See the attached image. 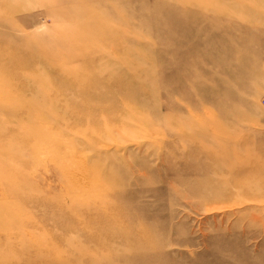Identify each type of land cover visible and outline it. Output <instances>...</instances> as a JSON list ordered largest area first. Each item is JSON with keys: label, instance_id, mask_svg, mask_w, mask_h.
I'll list each match as a JSON object with an SVG mask.
<instances>
[{"label": "rangeland", "instance_id": "rangeland-1", "mask_svg": "<svg viewBox=\"0 0 264 264\" xmlns=\"http://www.w3.org/2000/svg\"><path fill=\"white\" fill-rule=\"evenodd\" d=\"M264 0H0V264H264Z\"/></svg>", "mask_w": 264, "mask_h": 264}, {"label": "built area", "instance_id": "built-area-1", "mask_svg": "<svg viewBox=\"0 0 264 264\" xmlns=\"http://www.w3.org/2000/svg\"><path fill=\"white\" fill-rule=\"evenodd\" d=\"M263 101H264V98H263Z\"/></svg>", "mask_w": 264, "mask_h": 264}]
</instances>
